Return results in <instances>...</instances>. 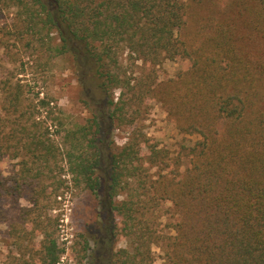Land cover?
<instances>
[{
	"label": "trees",
	"instance_id": "trees-1",
	"mask_svg": "<svg viewBox=\"0 0 264 264\" xmlns=\"http://www.w3.org/2000/svg\"><path fill=\"white\" fill-rule=\"evenodd\" d=\"M10 9L21 34L34 41L55 34L51 39L58 43H44L57 55L72 56L82 85L79 73L88 64L86 85L107 96L112 121L133 123L138 108L129 116L128 110L155 96L182 131L200 136L186 147L191 166L184 172L180 158L169 161L167 149L152 145L143 153L141 139L110 153L104 199L111 218L125 227L140 225L141 201L154 208L170 200L179 220L174 235L166 236L163 264H264V0H0L1 11ZM242 28L259 48L244 47ZM125 49L145 63L185 56L194 64L180 78L181 92H165L155 80L114 70ZM6 85L0 162L20 157L21 170L7 184L0 169V201L16 194L29 199L23 232L43 234L38 264H58L65 248L41 213L65 183H54L56 169L66 161L73 184L99 195L102 160L108 158L101 143L108 133L98 114L69 127L52 98L31 100L22 85ZM61 132L62 140L56 139ZM152 167L158 168L155 179L148 174ZM131 179L144 196L117 200L134 189ZM140 230L134 250L121 249L111 264H153L152 246L159 240Z\"/></svg>",
	"mask_w": 264,
	"mask_h": 264
},
{
	"label": "rangeland",
	"instance_id": "rangeland-1",
	"mask_svg": "<svg viewBox=\"0 0 264 264\" xmlns=\"http://www.w3.org/2000/svg\"><path fill=\"white\" fill-rule=\"evenodd\" d=\"M16 13L15 9L0 10V113L4 114L1 106L7 91L6 84H20L31 100L37 101L38 96L52 98L62 110L69 127L86 124L89 118L98 114L104 133H108L107 140L101 143L104 153L108 156L102 160L100 174L103 178L110 172V153L123 147L132 138L145 142L143 153L152 145H156L158 149H167L169 161L180 158L178 169L183 172L191 166V156L187 155L186 147L193 145L200 136L182 131L179 124L170 117L167 105L161 99L150 96L141 100L140 108L133 106L129 109L128 116L138 108V115L133 123L112 121L107 96L96 91L91 85H86L90 71L88 64L83 66L79 73L86 83L82 85L72 56L69 53L57 55L44 43L49 40L54 44L58 43L59 39H51L56 37L55 34L48 35L45 32L44 40L34 41L31 36L21 34L22 31L18 30ZM240 32L245 36L244 39L241 37L240 42L246 49L250 47L248 45L259 48V44L249 38L250 31L242 28ZM118 60L119 67L114 65V70L123 74L126 71L127 75L132 77L144 76L148 80H155L165 92L174 93L181 92L180 78L188 73L194 64V60L185 56L174 59L163 56L159 64L145 63L141 59L130 57L127 49L119 53ZM118 96L119 90H116L115 100ZM49 127L51 132L56 129L55 125ZM6 131H10L8 126ZM62 134L54 133V136L62 140ZM20 161V157L7 156L0 162V169L7 184H11L19 176ZM60 163L62 167L60 170L56 169L54 183L60 179L65 180V183L56 199L49 195L41 211L49 223V228L56 233L60 246L65 248L58 264H111L118 260V252L121 249H127L129 252L134 250L139 235V231L135 233L137 226H141L140 233L146 232L145 236L153 234L154 239L159 240V243L152 246L153 264H163L166 236L174 235L172 228L179 220L170 200H161L154 208L148 201L138 200L142 203L141 211H144L140 214V225L131 224L125 227L119 224L118 219L110 216L104 199L108 189L105 178L99 189L100 194L97 195L82 184L74 185L71 174L64 168L66 161ZM148 174L150 178L155 179L158 176V168L152 167ZM52 180L45 178L44 183L52 186ZM131 180L130 188L134 189L124 190L117 200L128 199L131 193L135 192L137 197L138 194L144 196V189L138 188L135 179ZM48 190L50 191L51 187ZM13 197L3 196L0 201L4 211L0 219V264H38V245L43 239V234L33 231L27 236L23 232V224L28 216L26 209L30 208L32 203L25 195L19 198L16 194Z\"/></svg>",
	"mask_w": 264,
	"mask_h": 264
}]
</instances>
